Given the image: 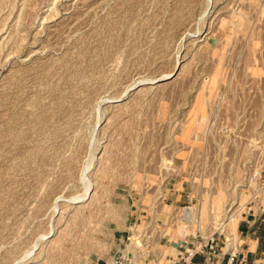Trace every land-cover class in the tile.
I'll list each match as a JSON object with an SVG mask.
<instances>
[{
	"label": "rangeland",
	"instance_id": "1",
	"mask_svg": "<svg viewBox=\"0 0 264 264\" xmlns=\"http://www.w3.org/2000/svg\"><path fill=\"white\" fill-rule=\"evenodd\" d=\"M248 206L264 0H0V264H109L147 226L228 248Z\"/></svg>",
	"mask_w": 264,
	"mask_h": 264
},
{
	"label": "built area",
	"instance_id": "2",
	"mask_svg": "<svg viewBox=\"0 0 264 264\" xmlns=\"http://www.w3.org/2000/svg\"><path fill=\"white\" fill-rule=\"evenodd\" d=\"M259 210L264 223V207L261 206ZM252 211V206H248L245 212ZM158 232L152 226L135 230L131 236H127L125 248L111 256L109 264H210L219 252V239L214 234L191 235L183 241L173 256L165 257L153 248ZM225 264H247L244 256L238 252V245L228 247Z\"/></svg>",
	"mask_w": 264,
	"mask_h": 264
},
{
	"label": "crops",
	"instance_id": "3",
	"mask_svg": "<svg viewBox=\"0 0 264 264\" xmlns=\"http://www.w3.org/2000/svg\"><path fill=\"white\" fill-rule=\"evenodd\" d=\"M216 205H218L216 200ZM219 209L215 208V211ZM238 252L245 258L247 264H264V223L260 210L244 213L236 227ZM233 246V245H232ZM226 243L219 247L216 259L210 264H225Z\"/></svg>",
	"mask_w": 264,
	"mask_h": 264
},
{
	"label": "bare ground",
	"instance_id": "4",
	"mask_svg": "<svg viewBox=\"0 0 264 264\" xmlns=\"http://www.w3.org/2000/svg\"><path fill=\"white\" fill-rule=\"evenodd\" d=\"M209 3V2H208ZM83 174H85V172L83 173ZM84 178H85V176H84ZM83 180V179H82ZM89 181H90V179H89ZM83 182V181H82ZM87 183V182H86ZM89 186H90V184H89ZM87 188V190L85 191V196H84V199L83 200H85L87 197H91L92 196V193H90L89 191H90V187H86ZM85 188V189H86ZM92 188V187H91ZM78 200H79V196H78ZM82 200V201H83ZM81 202V201H80ZM218 217V216H217ZM215 218V217H214ZM184 229H186V227H184V226H181L180 227V229H179V232L180 231H182V230H184ZM47 235V234H46ZM45 235V236H46ZM46 237H48V236H46ZM44 239H46V238H44ZM43 239V240H44ZM228 243V247L230 246V245H232L231 244V242H227ZM40 247V243H36L35 245H34V247L32 248V249H30L29 251H27L24 255H22V257L21 258H19L18 259V261H16L15 263H13V264H26L29 260H32L33 258H34V255L36 254V251H37V249ZM228 249V248H227Z\"/></svg>",
	"mask_w": 264,
	"mask_h": 264
}]
</instances>
